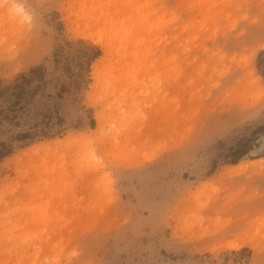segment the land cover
Wrapping results in <instances>:
<instances>
[{"label":"rangeland","instance_id":"374dc122","mask_svg":"<svg viewBox=\"0 0 264 264\" xmlns=\"http://www.w3.org/2000/svg\"><path fill=\"white\" fill-rule=\"evenodd\" d=\"M26 5L0 84L45 69L63 122L3 137L0 264H264V0Z\"/></svg>","mask_w":264,"mask_h":264},{"label":"trees","instance_id":"16d2710c","mask_svg":"<svg viewBox=\"0 0 264 264\" xmlns=\"http://www.w3.org/2000/svg\"><path fill=\"white\" fill-rule=\"evenodd\" d=\"M98 55L99 51L91 54L89 62ZM49 87H57V91L51 93ZM65 91L57 77H49L47 71L40 67L17 74L0 84V159L12 152V146L3 139L4 136L25 141L51 137L59 132L53 122L61 126L63 118L59 115L56 101L62 99ZM16 130L19 131L11 134Z\"/></svg>","mask_w":264,"mask_h":264},{"label":"clouds","instance_id":"9594fccd","mask_svg":"<svg viewBox=\"0 0 264 264\" xmlns=\"http://www.w3.org/2000/svg\"><path fill=\"white\" fill-rule=\"evenodd\" d=\"M9 12L22 25H30L33 19L32 12L26 5V0H8Z\"/></svg>","mask_w":264,"mask_h":264},{"label":"bare ground","instance_id":"6f19581e","mask_svg":"<svg viewBox=\"0 0 264 264\" xmlns=\"http://www.w3.org/2000/svg\"><path fill=\"white\" fill-rule=\"evenodd\" d=\"M62 142H63V140H57V141L54 142V144H53V143L51 144V142H49V143H50V146H51V145H52V146H54V145L56 146L57 143H60V144H61ZM34 146H35V145H34ZM34 146H33V147H34ZM48 146H49V145H48ZM42 147H43V145H41V144L35 146V148H42ZM241 167H242L241 164H236V165L230 167L229 170H239Z\"/></svg>","mask_w":264,"mask_h":264}]
</instances>
